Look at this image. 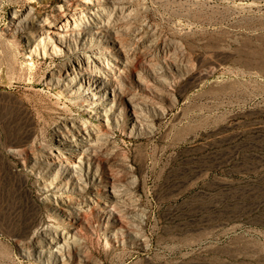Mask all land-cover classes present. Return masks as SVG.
<instances>
[{
    "label": "rangeland",
    "instance_id": "obj_1",
    "mask_svg": "<svg viewBox=\"0 0 264 264\" xmlns=\"http://www.w3.org/2000/svg\"><path fill=\"white\" fill-rule=\"evenodd\" d=\"M64 1L0 0V264H62L49 251L57 242L77 247L72 260L64 251L68 264H264V0L121 1L110 21L130 62L107 61L106 73L117 88L163 108L144 110L151 130L141 132L131 129L128 104L108 129L88 111L95 87L50 79L78 54L104 49L103 40L78 41L77 51L58 55L47 44L43 55L42 41L26 42L38 31L33 17L65 22L57 8ZM28 48L37 54L27 57ZM152 70L164 81L152 79ZM74 124L106 151L103 159L128 165L117 172L103 163L99 173L104 180L116 172L123 214L144 241L117 231V242L114 221L97 211L85 223L43 203L63 174L34 159L57 147L56 131ZM98 126L101 132H90ZM87 192H73L80 207Z\"/></svg>",
    "mask_w": 264,
    "mask_h": 264
},
{
    "label": "bare ground",
    "instance_id": "obj_2",
    "mask_svg": "<svg viewBox=\"0 0 264 264\" xmlns=\"http://www.w3.org/2000/svg\"><path fill=\"white\" fill-rule=\"evenodd\" d=\"M121 1L122 0H65L64 3H61L57 6L58 10L60 11L59 13H62V16L65 17V22H60V24H58L59 22L57 23V20L53 21L48 15H34L35 17H33V19H29V24L32 28H35L38 31H36L37 33L35 34H33L34 31H31L25 38V40L29 44V46L32 43L36 44L38 41H42V43L44 44L43 55H47V45H50L51 54L58 55L69 54L77 51L79 47H77V45H73L75 43L77 44L78 41L81 42L80 46H82L85 44V42L93 40L94 38L103 40L104 49H90L87 53L78 54L77 56H75V59H70V62L65 68L64 72L60 71V74L58 75H55V72L51 73L50 79L51 81H56L57 83H66L67 81L76 83L79 82V86H83L82 84L86 83L90 86L91 89L95 87V90L91 92L90 99L87 100L89 108L88 111L91 112L92 116L99 119L100 125H104L108 129L112 128L113 123H119V118L122 116L121 113L123 109H125V106H127L128 104V106H130L132 110L131 129L141 132L143 130L149 129L148 126L150 125L148 123V117H146V114H144V110L150 109L152 112H154V114H156L161 113L163 111V108L157 106L159 102L153 100L152 98L146 96L139 97L135 93H130L123 90L121 88L122 86L120 88H117V86L112 83L109 74L106 73V68H108L106 67L107 61H116L123 65H125L129 61L130 52L128 54V43L118 36V32L115 28H113L110 21L111 14H113L112 12L121 9ZM112 34H114L115 37ZM27 50L30 51L29 54H26L27 57H31V55L37 54L33 51L32 48H28ZM131 64L132 63H130V65ZM92 66L97 67L98 70L100 69L99 73L94 72ZM180 69H182V67ZM110 71L112 70L110 69ZM138 73L137 75H139ZM149 74L155 81H164L161 78L162 76H157L154 70H152V72ZM139 76L137 80L139 83L143 84V81L139 78ZM99 84L103 85V89L102 87H98ZM106 84L108 85L106 86ZM149 87V91L153 96L162 98L163 94L155 89L154 86ZM111 91L112 95L116 96L115 98H109ZM99 129L100 126L91 128L90 132H101V130ZM89 140V134L87 133L86 129L83 132L79 130V127H77L75 124L71 126L65 125L64 127H62V129L56 131L57 147L55 149H50L45 155V158L43 157L44 159H34L35 162H37L39 165L48 167L52 172H55L51 175L58 176L57 174L59 172L63 174L64 182L60 181L59 184L57 183L56 185H54V192L51 195H44L42 197L43 203L56 204L64 211L65 215L73 219H79L81 222L84 221L85 223L89 222V217L91 216H89V213L91 211H97L98 213L102 214L103 217H107L108 220L110 219V221H114L115 225L112 226V233L110 232V234L112 237H115V240L117 242H120L117 239V231H120L121 236H123L124 232L127 231L128 236L131 237V243L144 241L140 232L136 231L137 229L134 230L130 227V222H128L125 218L126 213L123 214L125 211L123 210L124 199L119 195L118 189L121 188H117V186H120V183L114 177L116 172L114 175L113 173H111L110 176H105L104 180L101 178L99 173V170L101 166H103V163H106L108 165L110 171L111 169L113 170L114 167H117L119 169V167L123 168L127 167L128 165L124 163L125 161L123 162V158L120 159L119 157L111 161L108 158V160L103 159L101 155H103L102 153L104 152L106 153V151H104L103 149L104 152L101 153L102 147L98 148L99 143L97 144L98 146H95L96 144L94 140L92 141L91 138V141L95 145H93V143H90ZM119 171L120 169L117 170V172ZM51 175H48V177ZM51 182V180L49 181V179H45L44 185H46L47 183L50 184ZM102 186H104L103 190L105 191L106 195L105 199H103V194L100 190ZM41 188L47 189L49 187L42 186ZM90 189L92 191H90ZM60 190L67 191H65V193L64 191ZM85 190H88V195L86 196L87 198L85 201L86 207H80L82 203L80 202V204L78 202L80 204L78 205V203L74 199L73 192L79 194ZM120 194L122 193L120 192ZM84 199L85 198L83 197V200ZM78 233V227L72 228V230L69 232V234L73 237ZM124 242L125 240L122 239V243ZM73 244V242L66 243V246L64 247L62 244H60V242H57V244L55 243L54 246H51L49 248V251L50 253H56L58 256H61L62 264H68L69 261H67L66 259L67 256L70 258V260H72L73 257L71 256V251L77 248L75 244ZM65 250L69 252L66 257L64 253ZM76 252H78L79 255V251Z\"/></svg>",
    "mask_w": 264,
    "mask_h": 264
}]
</instances>
